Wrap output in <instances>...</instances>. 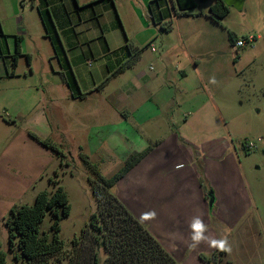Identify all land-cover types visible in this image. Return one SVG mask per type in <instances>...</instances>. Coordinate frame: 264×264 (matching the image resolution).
<instances>
[{
    "label": "rangeland",
    "instance_id": "rangeland-1",
    "mask_svg": "<svg viewBox=\"0 0 264 264\" xmlns=\"http://www.w3.org/2000/svg\"><path fill=\"white\" fill-rule=\"evenodd\" d=\"M154 1L0 0V57L12 63L14 37L6 35L10 33L23 38L22 49L29 55L28 62L21 54L15 67L7 66L19 78L0 80V157L11 140L22 148L23 156L26 151L29 157L22 170L16 164L6 167L18 189L11 195H0V204L9 208L0 214V249L7 255V262L16 264L8 252L4 226L10 209L31 205L38 192H52L61 186L69 212L60 220L59 238L63 251H69L73 239L81 236L96 211L88 182L91 173L79 154L87 155L104 177H110L132 153L152 147L146 141L151 133L168 134L165 124L171 121L175 125L171 130L189 138L199 152L212 140L227 141L237 166L242 168L237 173L238 190L249 186L252 195L251 206L238 224L213 228L218 239L226 237L231 247V252L223 255L217 249L215 263L264 264V0H243L239 9L228 7V14L219 23L209 17V7L216 0H193L196 7L180 16L174 15L170 0H162L161 11ZM168 21L172 22L170 30H162L161 24ZM229 34L237 39L248 35L255 39L250 46L236 48ZM127 42L142 49L131 67L117 73L128 56ZM189 57L200 62L203 87L189 86L188 92L180 94L175 85L171 95L192 102L207 93L219 111L172 110L173 115L161 113L156 120L164 125L158 131L137 128L124 115V107L117 106L120 102L114 100L115 96L132 90L129 82L133 83L138 72L147 75L168 68L178 75L177 68L183 67ZM76 79L82 80L83 87L94 82L93 93L98 97L77 104L79 121L72 119L74 109L69 105L70 95L78 92ZM158 86L147 79L136 85L155 108ZM89 102L96 111L87 117L86 124L85 104ZM101 106L107 111L108 128L100 129ZM123 119L127 123L118 125ZM30 133L50 139L63 156L40 146ZM244 142L254 147L248 149ZM14 151L15 145L11 153ZM196 166L199 187L205 195L213 194L202 161ZM207 202L211 206V201ZM209 215L210 226H215L211 211ZM50 226L51 217L46 213L39 233L49 236ZM99 253L103 260L105 254L102 250ZM198 254V258H209L208 264H213L211 254Z\"/></svg>",
    "mask_w": 264,
    "mask_h": 264
},
{
    "label": "crops",
    "instance_id": "crops-1",
    "mask_svg": "<svg viewBox=\"0 0 264 264\" xmlns=\"http://www.w3.org/2000/svg\"><path fill=\"white\" fill-rule=\"evenodd\" d=\"M178 22L179 19L176 18L175 26L177 27ZM6 35L14 37L13 33ZM23 41L21 38L20 51L21 54L27 55L22 49ZM7 53L10 55L9 51ZM3 58L0 57V80L10 79L13 81L15 78H19L15 75L14 70H8V64L12 66L10 60ZM189 58L183 67L177 68L178 75L172 74L168 68L149 72L147 75L136 73L132 78L133 83L129 82V87L132 90L118 93L115 99L113 98L120 102L117 106L124 107V115L128 117L127 119H132L137 128L143 127L147 132L158 131L159 126L164 125L156 123V120L159 119L161 113L173 115L170 113L173 112L172 110L189 108L193 113L219 111L214 99L205 92V95H200L192 102L182 98L177 99L176 95H171V87L174 88L175 85H178L180 94L188 92L189 86H192L193 89H197L199 86L203 87L204 79L199 68L200 62ZM143 79H147L148 83L159 84V90L155 93L157 108L145 100L136 87ZM76 81L78 92L70 95L69 105L70 109H74V113L72 111L71 114L72 119L79 121L81 114L77 112L81 110L75 111L77 104L87 102L92 96L97 99L98 97L93 93V89L96 87L94 82L89 87H83L82 80L76 79ZM108 97H106L107 101H109ZM91 104L92 102L85 104L86 124L87 117L91 118L92 112L96 111V108H93ZM105 105L107 106V104ZM174 107L176 108L173 109ZM99 112L102 125L100 129L108 128L107 111L103 110L101 106ZM219 119L222 120L221 117ZM126 121L128 120L123 119L118 125H123V123H127ZM89 124L90 130H92L93 126L91 123ZM165 125L170 132L161 136L153 133L149 135L146 141L152 146L150 151L116 183L113 192L139 222L141 213L156 212L155 219L140 223L174 258L177 264H208L198 258L199 252L211 254L213 264H216V248L210 247L207 242H201L195 248L191 247L192 229L190 225L195 217H200L207 225L204 235L218 239V233L213 228H221L222 225L228 228L234 227L251 206L252 195L249 186L245 185V188L242 187L243 189L238 190L237 173L242 168L239 164L237 166L236 158L231 154L227 141L212 140L205 144L206 146L203 145L205 147L199 152L196 150L197 147L191 146L189 138L181 136L179 130L177 132L180 134L171 130L175 126L171 121ZM95 127L99 128L98 125ZM85 128L87 129L88 125ZM14 145L15 151L11 153ZM2 149L5 151L0 157V195H11L18 188L14 187L12 176L7 173L6 167L11 168L16 164L22 170L27 166L29 157L26 151L23 156L22 148L12 140ZM206 157H209L207 163ZM198 161H202L203 173L213 189L211 206L208 205V199L198 185L199 168L196 166ZM8 209L7 204H0V214L3 215ZM210 211L216 222L215 226H210ZM206 260L209 261V258Z\"/></svg>",
    "mask_w": 264,
    "mask_h": 264
},
{
    "label": "trees",
    "instance_id": "trees-1",
    "mask_svg": "<svg viewBox=\"0 0 264 264\" xmlns=\"http://www.w3.org/2000/svg\"><path fill=\"white\" fill-rule=\"evenodd\" d=\"M154 2L161 11L162 0ZM170 2L175 16L187 14L188 10L196 7L193 0H170ZM228 11L223 0H216L209 7V17L213 22L219 23ZM159 14L162 19L161 13ZM171 24V21L164 22L161 24V29L168 31ZM228 36L231 44L234 45L237 38L231 34ZM20 43L21 38L14 36V53L11 56L13 67L16 66L17 57L21 55ZM126 49L128 56L117 69V73L131 67L142 48L127 42ZM25 57L28 62L29 55ZM29 136L58 157L63 156L59 147L50 139L40 138L33 133ZM149 151L150 147L132 153L126 159L124 166L110 177H104L87 155L79 154L91 173L88 182L96 200V211L91 215L81 236L73 239L72 248L67 252L63 251V242L59 238L60 220L69 212L66 192L61 186H56L52 192L45 190L38 192L31 205L10 209L4 219V226L12 261L16 264H177L113 192L116 183ZM54 185H57V181ZM205 196L212 203V193ZM46 213L51 217L49 236L39 233V226ZM99 250L105 254L103 260L100 258ZM220 253L224 254L221 251ZM200 259L208 262L206 257L201 256ZM0 264H12L7 262V255L1 249Z\"/></svg>",
    "mask_w": 264,
    "mask_h": 264
},
{
    "label": "clouds",
    "instance_id": "clouds-1",
    "mask_svg": "<svg viewBox=\"0 0 264 264\" xmlns=\"http://www.w3.org/2000/svg\"><path fill=\"white\" fill-rule=\"evenodd\" d=\"M156 212L149 211L141 213L140 222L150 221L155 219ZM192 229L191 234V247H197L201 242H207L210 247L216 248L221 252L230 253L231 247L228 244L227 238L223 237L221 239L209 238L204 235L207 231V225L204 224L203 220L200 217H195L190 225Z\"/></svg>",
    "mask_w": 264,
    "mask_h": 264
},
{
    "label": "built area",
    "instance_id": "built-area-1",
    "mask_svg": "<svg viewBox=\"0 0 264 264\" xmlns=\"http://www.w3.org/2000/svg\"><path fill=\"white\" fill-rule=\"evenodd\" d=\"M254 39H255V37L252 35H248V36L241 38V39H236V41L234 42V46L236 48H242L245 46H250L254 42ZM151 50L154 51V48L151 47ZM243 146L248 148V149H250L251 147H254V145L252 143H247V142H244Z\"/></svg>",
    "mask_w": 264,
    "mask_h": 264
},
{
    "label": "water",
    "instance_id": "water-1",
    "mask_svg": "<svg viewBox=\"0 0 264 264\" xmlns=\"http://www.w3.org/2000/svg\"><path fill=\"white\" fill-rule=\"evenodd\" d=\"M243 0H223V3L227 7H233L236 9L241 8Z\"/></svg>",
    "mask_w": 264,
    "mask_h": 264
}]
</instances>
